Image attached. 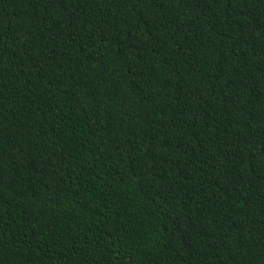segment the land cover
<instances>
[{"label":"trees","instance_id":"trees-1","mask_svg":"<svg viewBox=\"0 0 264 264\" xmlns=\"http://www.w3.org/2000/svg\"><path fill=\"white\" fill-rule=\"evenodd\" d=\"M0 264H264V0H0Z\"/></svg>","mask_w":264,"mask_h":264}]
</instances>
